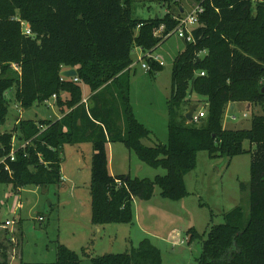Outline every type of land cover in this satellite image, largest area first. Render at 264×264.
I'll list each match as a JSON object with an SVG mask.
<instances>
[{
  "label": "trees",
  "instance_id": "1",
  "mask_svg": "<svg viewBox=\"0 0 264 264\" xmlns=\"http://www.w3.org/2000/svg\"><path fill=\"white\" fill-rule=\"evenodd\" d=\"M197 1L204 12L194 30L195 42H186L173 65L167 142L148 146L144 140L151 131L137 119L130 101L132 54L141 49L151 66L149 73L162 71L163 66L147 55L153 56L170 38L155 32L162 25L165 35L173 32L181 10L145 20L134 17L133 0H0V127L7 122V93L13 88L24 110L56 95L62 111L56 120L20 121V138L29 144L16 152L14 174L2 173L0 184L18 192L26 186L60 184L64 147L90 143L91 223L130 224L135 200H151L157 187L162 198L171 201L189 195L185 177L196 169L200 152L213 159H232L250 152L245 148L248 142L256 146L250 184H241L249 189L248 218L238 205L206 235L192 228L190 238L207 236L200 264H264V115L253 114L248 128L224 127L231 104L246 103L248 110L260 105L264 110V0ZM23 22L29 24L31 36L25 34ZM66 69L77 70L78 82L61 77ZM84 84L92 92L87 103ZM108 89L121 101L125 134L116 132L114 110L105 97ZM194 94L208 100V115L200 122L186 118ZM15 131L0 132V157L13 149ZM112 142L123 143L145 164L166 170V175L154 180L111 175ZM81 262L77 252L58 245L55 264ZM91 263L162 264V255L146 239L128 252L92 257ZM0 264L9 263L3 259Z\"/></svg>",
  "mask_w": 264,
  "mask_h": 264
},
{
  "label": "rangeland",
  "instance_id": "2",
  "mask_svg": "<svg viewBox=\"0 0 264 264\" xmlns=\"http://www.w3.org/2000/svg\"><path fill=\"white\" fill-rule=\"evenodd\" d=\"M199 4L197 0H133L132 8L135 18L147 20L163 17L168 11L178 14L181 9L186 11L184 16ZM185 46L186 42L177 35L161 44L153 56L158 57L164 67L156 75L142 67L147 63L145 60L138 61L143 56L140 50L135 49L132 54L130 101L137 119L151 131L149 139L144 140L148 146L167 142L173 65ZM82 89L84 100L90 99V87L84 84ZM62 95L67 96L66 93ZM105 97L109 98L108 103L114 110L112 121L116 132L125 134L120 99L111 89L105 92ZM7 98L9 114L0 132H13L16 128L17 148L26 143L18 130L21 120H56L62 115L57 103L52 107L44 103L22 109L16 100L15 88L7 93ZM191 100L205 118L208 100L196 94ZM246 106V103L240 106L234 122L226 114L224 127L230 129L235 124L238 128H248L253 114L264 115L262 106H253L251 110ZM244 113L248 114L247 118ZM116 132L113 135H117ZM110 145L109 168L113 176L154 180L166 175V170L145 164L123 143ZM245 148L250 152L232 159H213L207 152H200L196 169L185 177L189 195L183 200L164 199L157 187L151 200H135L132 223L94 226L90 193L92 147L88 143L66 145L62 153L60 184L26 186L20 192L11 185L0 184V260L5 259L9 264H55L58 245L64 244L79 254L81 264H92V257L125 253L147 239L161 252L162 264H200L202 241L207 236L200 239L196 236L191 241L192 228L206 235L212 225L224 222L225 212L238 205L244 209L246 217L249 216V189H242L241 184H250L252 152L256 146L247 142ZM7 220L15 222L9 229L2 227Z\"/></svg>",
  "mask_w": 264,
  "mask_h": 264
},
{
  "label": "built area",
  "instance_id": "3",
  "mask_svg": "<svg viewBox=\"0 0 264 264\" xmlns=\"http://www.w3.org/2000/svg\"><path fill=\"white\" fill-rule=\"evenodd\" d=\"M203 12H204V8L201 5H198L192 12L188 13L187 15L181 16L180 18H176V20L178 21V26L173 32L167 33L165 35L164 32L166 30V26L162 25L158 30H156L155 36L162 37V38L163 37L169 38V37H172L173 35H177L179 38L183 39L187 43L195 42L194 30L196 28H198V26L200 25V15ZM184 13L185 12H183L182 14H184ZM22 25L24 26L25 34L28 36H31L32 32H31V29L29 27V24L23 22ZM138 50H140L142 52L141 49H138ZM141 55H143V56L139 58V60H138L139 62L144 60L143 59L144 58L143 52ZM147 56L149 58H151L152 60L158 62L161 66H164V63L161 62L158 57H154L151 55H147ZM142 67L144 69H146L147 71H149L151 69V66L147 63H144L142 65ZM14 69L17 70L21 74V69L18 68L17 65H14ZM201 75L204 76L205 73L202 72ZM63 79H64V77H63ZM73 79L75 80V82H78L77 77L73 78ZM50 101H53V103L51 104ZM84 102L87 103V100H84ZM56 103H57V96L56 95H54L51 99L45 101V104H49V106H51V107L54 106ZM227 116L233 122L237 120L236 115L235 114L231 115V114H229L228 111H227ZM243 116H244V118H247L248 114H244ZM203 117H204V115L202 112L196 111L193 115L192 121L200 122ZM41 128L45 129V126H41ZM12 144H13V149L11 150V152L8 155L0 157V175L5 172L10 177L13 176L14 170L11 166V163L16 161V152L21 148L24 149L29 144V142H26L25 144H23L22 146L17 148L16 144H15V139H13ZM0 151H1V147H0ZM119 185H121V182H119ZM14 223H15L14 221L7 220L2 225V227L5 229H9V227L14 225ZM12 241H14V239Z\"/></svg>",
  "mask_w": 264,
  "mask_h": 264
},
{
  "label": "water",
  "instance_id": "4",
  "mask_svg": "<svg viewBox=\"0 0 264 264\" xmlns=\"http://www.w3.org/2000/svg\"><path fill=\"white\" fill-rule=\"evenodd\" d=\"M158 16H156L157 18ZM78 76V72L76 69H66L64 71L61 72V77L67 78V79H72V78H76ZM262 93H264V88L262 89ZM236 109V105L235 104H231L230 108H229V114H234ZM197 111V106H192L188 112L186 113V118L188 121H192L193 120V115L194 113Z\"/></svg>",
  "mask_w": 264,
  "mask_h": 264
},
{
  "label": "crops",
  "instance_id": "5",
  "mask_svg": "<svg viewBox=\"0 0 264 264\" xmlns=\"http://www.w3.org/2000/svg\"><path fill=\"white\" fill-rule=\"evenodd\" d=\"M181 12L183 13V12H186L185 10L183 11V9H181ZM164 67V66H163ZM92 95V94H91ZM85 100H87V101H89V98H87V99H85ZM243 103H239V104H235L236 105V109H235V112H234V114L236 115L239 111H240V106L242 105ZM247 105V104H246ZM246 108H247V110L249 109V107L248 106H246ZM251 110V109H250ZM228 112H229V110H228ZM244 114H247V113H244ZM243 114V115H244ZM62 117V115H60L57 119H59V118H61ZM19 119L20 118H18L17 119V121H16V124L17 123H19ZM228 119H230V118H228ZM230 121L232 122V120L230 119ZM235 126V124L233 125V127ZM91 147H92V145L90 144V143H88ZM78 145H81V144H78ZM79 147V146H78ZM111 147V145L109 144V148ZM80 149H81V147H80ZM110 165V164H109ZM91 169V168H90ZM63 173V172H62ZM111 173V172H110ZM111 175H112V173H111ZM115 176V175H114ZM21 191V190H20ZM19 191V192H20Z\"/></svg>",
  "mask_w": 264,
  "mask_h": 264
}]
</instances>
